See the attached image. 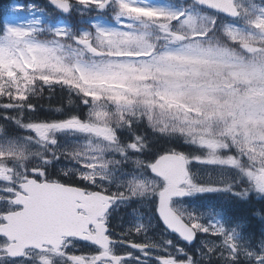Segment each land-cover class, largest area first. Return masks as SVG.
<instances>
[{"label": "snow or ice", "instance_id": "6c2138e0", "mask_svg": "<svg viewBox=\"0 0 264 264\" xmlns=\"http://www.w3.org/2000/svg\"><path fill=\"white\" fill-rule=\"evenodd\" d=\"M8 12L30 18L0 31V264H264V0ZM142 125L192 150L153 153ZM224 193L257 207L182 201ZM137 201L154 205L159 239L139 219L112 224ZM198 239L195 256L177 242Z\"/></svg>", "mask_w": 264, "mask_h": 264}, {"label": "trees", "instance_id": "16d2710c", "mask_svg": "<svg viewBox=\"0 0 264 264\" xmlns=\"http://www.w3.org/2000/svg\"><path fill=\"white\" fill-rule=\"evenodd\" d=\"M13 1H24V2H27V1L37 2L38 1L39 3L43 4V6L46 5V0H0V31H3V29H4L3 20L5 17V10L10 6V4ZM171 2L175 3L176 0H171ZM183 4L186 5L189 3H183ZM47 97H48V93H45L44 99L40 101V103L45 106V108H41L39 111V115L41 117H48L50 115H53L52 113H50L46 109L47 104L49 103ZM60 102H63L66 105L67 104V97H66V94L60 93L59 90H57V94L53 97L51 103L53 104V106L58 107V106H60ZM56 115H58V114H56ZM141 130L147 135L148 139L150 140L153 153L167 148L170 143L172 146L178 147L181 150H186V151L192 150V146L184 144L182 140H177V139L169 140V138L161 137L158 134L153 133L151 129H149L143 125L141 126ZM17 131L22 132V130H19V129ZM205 198H206V202L208 203V205H215L216 207L223 206L224 208H226L227 216H230L232 204L234 202L233 200H235V203H237V201H239L235 197H232L228 193L219 194V195L205 194ZM254 206L257 207L256 203H252V202L247 203L246 208H248V209L246 211L249 212L250 210L254 209ZM197 243L200 246L199 239L197 240ZM201 250L203 251L204 249L202 248ZM199 264H211V262L201 259L199 261Z\"/></svg>", "mask_w": 264, "mask_h": 264}, {"label": "rangeland", "instance_id": "374dc122", "mask_svg": "<svg viewBox=\"0 0 264 264\" xmlns=\"http://www.w3.org/2000/svg\"><path fill=\"white\" fill-rule=\"evenodd\" d=\"M150 3H164V2H169V0H149ZM15 4H25L27 5V3H20V2H15L12 5H10L8 7V9L6 10V15H5V20H4V27L6 23H12V24H18L21 21L27 20L30 18L29 13L24 12V13H18L15 15H11L9 14L8 10L10 8L13 7V5ZM177 5H180L178 3H175ZM36 5V4H35ZM42 5V4H41ZM39 5V7L41 6ZM42 8V7H41ZM41 13L33 11L32 14V18H34L35 16H40ZM193 171L197 172L199 175L203 176L206 172V169L203 166L200 165H194L193 166ZM201 195H197V196H193V197H189L188 199L182 200L183 203L189 207V208H198L203 210V207L201 204H198L197 201H201L200 198ZM120 207H129V211L125 216V221L126 224L129 222V220H141L143 222H145L146 224L151 225V227L148 229V234L152 235L154 239H159L158 234L163 235L162 233H160V230L162 228V226L156 222V218H155V208L154 205L152 204L151 201H147V202H133L131 204H127V205H123ZM119 207V208H120ZM119 208L117 210H119ZM133 208H138V212H139V216L135 215L132 211ZM170 234L167 235V238L169 237ZM161 243H163V241H160Z\"/></svg>", "mask_w": 264, "mask_h": 264}, {"label": "flooded vegetation", "instance_id": "af4514ba", "mask_svg": "<svg viewBox=\"0 0 264 264\" xmlns=\"http://www.w3.org/2000/svg\"><path fill=\"white\" fill-rule=\"evenodd\" d=\"M111 220H112V224L115 226V228H116L117 230H122V228H119V226H118L117 224H115V220H114L113 215H112V217H111ZM182 247H183V246H182Z\"/></svg>", "mask_w": 264, "mask_h": 264}, {"label": "water", "instance_id": "95a60500", "mask_svg": "<svg viewBox=\"0 0 264 264\" xmlns=\"http://www.w3.org/2000/svg\"><path fill=\"white\" fill-rule=\"evenodd\" d=\"M181 1H187V0H181ZM194 242V241H193Z\"/></svg>", "mask_w": 264, "mask_h": 264}]
</instances>
